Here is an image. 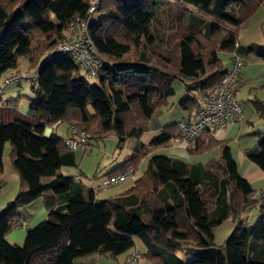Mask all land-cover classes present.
Instances as JSON below:
<instances>
[{"label": "trees", "instance_id": "1", "mask_svg": "<svg viewBox=\"0 0 264 264\" xmlns=\"http://www.w3.org/2000/svg\"><path fill=\"white\" fill-rule=\"evenodd\" d=\"M89 4L90 0H0V79L17 66L19 57H32L35 38L49 40L50 51L71 21L86 16ZM263 4L264 0H101V15L95 19V14L89 26L94 46L108 61L96 75L100 82L91 84L81 77L71 56L49 53L51 60L35 70L36 99L30 100L28 112L17 110L18 100H8L10 106L0 108V173L9 142L10 160L21 183L16 197L0 211V264H77V258L96 252L117 260L135 246L134 237L142 240L154 264H264V198L254 195L230 146L207 130L190 148L202 154L219 145L217 158L191 163L153 154L130 189L102 199L81 174L62 171L78 165L75 151L66 143L73 134L44 135L47 127L64 122L69 130L71 125L82 128L88 146L113 132L122 149L129 139L140 137L142 126L174 95V79L185 83L180 106L200 111L231 69L222 53L231 52L232 59L235 54L264 59V44L239 43L241 25ZM168 40L175 45L173 55L157 53L158 44ZM142 47L150 55L143 50L137 60L124 59ZM253 103L264 120V101ZM179 135L178 123L170 124L151 145L166 148ZM246 154L264 170V134ZM147 155V148L141 147L107 175L129 167L135 174ZM39 197L44 198L47 218L27 229L23 244L9 242L7 234L23 220L19 209ZM256 206L258 220L249 224L244 215ZM227 219L234 221L233 230L214 248V229Z\"/></svg>", "mask_w": 264, "mask_h": 264}, {"label": "crops", "instance_id": "2", "mask_svg": "<svg viewBox=\"0 0 264 264\" xmlns=\"http://www.w3.org/2000/svg\"><path fill=\"white\" fill-rule=\"evenodd\" d=\"M239 43L242 45H248L251 43L264 44V4L261 5L258 10L247 19L240 28L239 32ZM222 60L227 68H230L232 65V53L224 52L221 54ZM15 71V70H14ZM12 71V72H14ZM18 71V70H16ZM11 72V73H12ZM173 84V83H172ZM175 93H177L174 88ZM181 93V91H180ZM237 98L242 105L245 112V119L241 122L230 123L225 130H220L212 138L216 139L219 142L226 143L230 146L234 158L236 159L239 171L241 175L247 179L253 186L256 192L264 193V170L260 168L257 164L252 162L248 157L246 152L254 148L259 141V134H264V120L259 118L253 101L255 99H260L264 101V59L253 54L245 56V64L242 69V73L239 79L238 89L236 91ZM184 95H181L179 99L170 101L168 98L167 104L161 108H158L152 118L145 123L142 127V133L139 138H131L130 153L128 155L124 154L121 158L113 157L108 162L109 166L105 167L104 170H101L99 166H96L91 175L94 179L92 181L86 182V178H89L87 174L80 165H77V169L73 172L71 171L68 175L74 176H83L81 179L92 188H95L98 191L99 185H101L102 180L108 176L107 173L112 171L114 167L120 166V164L129 158L134 152L139 150L141 147L147 148L148 155L145 157L138 168V171L131 177V182L126 183V185L117 190L111 191L109 188L105 189L109 191L108 194L99 196L101 193H96L98 199L115 196L125 192L130 189L134 182L142 176L147 168V163L151 155L157 154L162 149L156 148L151 145L153 139L157 137L164 128L170 124H177L180 121L187 123H192L196 119V113L191 111H186L180 106V102L184 98ZM2 97H0L1 99ZM10 106L8 100H0V108H5ZM18 110V108H17ZM19 111V110H18ZM63 127V132L65 135H61L64 138L70 137L72 134L69 130V125L67 123H54L50 127H47L44 131L45 136H49L52 132H58L59 127ZM110 138H104V143L108 142L111 139L112 145L111 150L115 148V141L118 142L116 134L113 132L110 133ZM114 135V136H113ZM116 138V139H115ZM89 142L87 148H77L75 151L76 158L77 155H80V151L87 153L89 150L92 151V147ZM105 145V144H104ZM127 146V142L122 147L123 152ZM192 148V147H191ZM190 146H187L183 143H174L171 142L168 148L166 149L167 153L165 155L171 157H177L184 159L188 162H206L210 159L217 158L220 155V146L213 148L210 151L204 152L202 154L193 153ZM82 149V150H78ZM84 152H82L81 160L85 159ZM9 153V152H8ZM113 155L116 154L115 149H113ZM92 154V153H91ZM90 154V155H91ZM9 157V156H8ZM87 157V156H86ZM90 157V156H89ZM4 169L0 173V211L5 207V205L13 200L18 194L21 183L20 178L16 170L14 169L12 162L5 157V151L3 155ZM65 173V172H64ZM66 174V173H65ZM87 174V175H86ZM96 178H99V183L95 181ZM122 184V182L112 185L110 187H117ZM257 207V206H256ZM250 211V210H249ZM253 210L252 212H254ZM19 213L22 216L23 220H26V231L27 226H35L41 221L45 220L48 216V210L45 206V201L43 197H39L28 205H25L19 209ZM257 214V213H256ZM260 214V213H258ZM245 217V215H244ZM246 218V217H245ZM246 221L249 223L248 219ZM21 227V226H20ZM20 227L13 228L8 234L7 239L11 243H21L25 240L26 231ZM234 227V221H232V229ZM230 230V231H231ZM215 234V229H214ZM21 245V244H20ZM131 251H139L142 254V257L138 260L137 264H142L145 257L146 248L140 247V249L135 248V246L127 251L126 253L120 255L117 260H112L100 252L93 253L86 257H80L76 259L77 264H120L126 257V255ZM253 254V253H252Z\"/></svg>", "mask_w": 264, "mask_h": 264}, {"label": "built area", "instance_id": "3", "mask_svg": "<svg viewBox=\"0 0 264 264\" xmlns=\"http://www.w3.org/2000/svg\"><path fill=\"white\" fill-rule=\"evenodd\" d=\"M101 0H90L88 12L84 18L73 20L68 24L64 38L60 39L51 49L52 54H67L71 56L78 66L88 77H96L98 71L108 64V61L100 54L94 46L89 36V26L94 21ZM238 45V44H237ZM236 45V46H237ZM245 64L244 56L235 54L232 59V66L229 72L221 79L218 86L208 94L204 101V107L196 112V119L192 123L178 122L180 135L176 137L174 143H183L187 146H194L197 138L208 131L215 136L220 130H225L230 123L241 122L245 118L244 110L240 104L236 91L238 79L241 76ZM37 71H14L8 74L3 85L0 86V96L2 92L11 84L21 81H37ZM73 137L66 140L72 150L87 145V135L82 128L77 125L70 126ZM134 174L133 168L119 172L112 176H107L102 180L100 187L106 189L111 185H116L124 179ZM256 197L264 198V193L255 192ZM26 220L14 227L26 226ZM142 257L139 251H131L120 264H137Z\"/></svg>", "mask_w": 264, "mask_h": 264}, {"label": "rangeland", "instance_id": "4", "mask_svg": "<svg viewBox=\"0 0 264 264\" xmlns=\"http://www.w3.org/2000/svg\"><path fill=\"white\" fill-rule=\"evenodd\" d=\"M187 8H189L193 12H196V13L198 12L196 9H192L189 6ZM100 15L101 14L99 12H97L95 15V19H98L100 17ZM166 32H168V31H166ZM165 35H166V33H165ZM49 42H50L49 40L47 42V40L43 39L42 37L41 38H35L33 41L34 52L32 54V57H28V56L19 57L17 66L15 68L7 70L2 75V77L0 79V86L3 85V80H4L5 76L14 70L15 71L16 70H18V71L19 70L20 71H29V72L33 73V72H35V70L39 69L42 65L48 63L52 58V55H50L52 53H50V51H49V48H50ZM143 50L145 51L146 55H150L151 52L149 51V49L142 47L141 50H134L130 54H127L124 57V59L125 60H137L139 54ZM174 50H175V45L173 44V42H169V40L166 42L165 41L160 42L158 44V47H157V53H159V52L163 53V54L170 53L171 56L173 55ZM154 57L155 56L152 57V62H155ZM80 75H81V77L87 79L91 84H96V83L100 82V79L98 77H88L87 74L82 70L80 71ZM35 84H36L35 81H32V82L21 81L18 83H13L10 86H8L2 92V96H1L2 98L1 99L2 100H18L17 101V108H18L19 112L26 114L30 108V100L36 99V94H35L34 90L32 89V87L35 86ZM173 86L176 89L177 93L170 97V101L175 100V99H179L181 97V95H184V93H185V83L183 80L174 79L173 80ZM180 91H181V93H180ZM58 132L60 133V135H65L63 132L62 126L59 127ZM109 136H111V135L109 134L107 138H110ZM91 144H93V145H91L92 151L89 150L87 153H85L84 151H80V155H77L78 165H80V167L87 174L90 173L89 174L90 179L86 178V182H89V183H91L90 181H92L94 179L90 175L96 166H99L101 170H104L105 167L109 166L108 162L111 161L110 159H112L113 157H116L119 159L122 157V155H124V154L128 155L130 153L129 151H130L131 139H129L127 141V146L124 149V152H123V149H118L117 141H115V148H113L116 151L115 155H113L114 154L113 149L111 150V145H112L111 139H109L108 142H106V143H104V140H100L97 142H91ZM87 146H88V144L84 148H87ZM79 148H81V147H79ZM166 148H168V147H166ZM159 149H162V150L157 152V154L167 153L166 149H164V148H159ZM78 150H82V149H78ZM4 151H5L6 159H9L10 158V156H9L10 143L9 142L6 143ZM82 152H84L83 156H85V159H83V160H81ZM75 169H77V167H63L62 171L68 175L71 171L73 172ZM131 177L132 176L124 179L122 181V184L118 185L117 187H114V186L110 187L109 186L108 188L111 191L122 188L126 185V183L131 182ZM95 181L97 182V185H98L99 178H96ZM99 187H100V185H99ZM109 191H106L105 189H102L100 187L98 189L97 193H101V194H99V196H103V195L108 194ZM0 192H2V190H0ZM253 210H255V211L252 212ZM259 211H260V207L257 206V207L251 208L250 211H247L245 213V217L248 219L249 224H254L258 220ZM143 220L148 221V218L144 217ZM25 227L26 226H21L20 228L24 229L26 231ZM30 227L31 226H27V228H30ZM231 229H232V219L225 220L222 224H220L219 226H217L215 228V246H214V248H218L225 243V240L231 234V231H232ZM134 239H135V248H137V249L138 248L140 249V247L144 248L143 242L139 237H134ZM23 243L24 242H21L20 244H23ZM17 244H19V243H17ZM141 263L142 264H154L148 258L147 255H145V257Z\"/></svg>", "mask_w": 264, "mask_h": 264}]
</instances>
